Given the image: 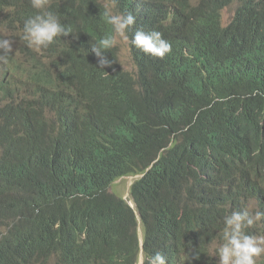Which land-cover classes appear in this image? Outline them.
I'll list each match as a JSON object with an SVG mask.
<instances>
[{
  "label": "trees",
  "instance_id": "16d2710c",
  "mask_svg": "<svg viewBox=\"0 0 264 264\" xmlns=\"http://www.w3.org/2000/svg\"><path fill=\"white\" fill-rule=\"evenodd\" d=\"M111 1L134 17L130 39L170 43L141 67L131 46L134 76L107 46V264L141 251L143 264H264V0ZM0 13L41 46L0 68V264H106V4L0 0ZM137 173L131 207L109 187Z\"/></svg>",
  "mask_w": 264,
  "mask_h": 264
},
{
  "label": "rangeland",
  "instance_id": "374dc122",
  "mask_svg": "<svg viewBox=\"0 0 264 264\" xmlns=\"http://www.w3.org/2000/svg\"><path fill=\"white\" fill-rule=\"evenodd\" d=\"M108 2V8L110 10V14L113 16L114 22L117 23L118 27L116 30V34L114 36L115 44L114 46L118 48L119 54H120V63L125 69L128 70H134V63L131 58L130 53V44L129 39L127 38V32L123 28V24L121 23L120 17L115 18L117 16V11L112 10L113 3L111 0H107ZM231 7L228 8L224 13L225 21L227 22L234 12V9L236 6H238L237 3H233L230 5ZM1 14V18L4 19V15ZM19 32H13L12 30L8 29L6 24L3 22L0 23V68L5 67L8 62V54L10 51H13V55L15 56L18 63L22 65H26L28 62L34 61L35 59L40 57L39 54V47L40 41L39 36L33 33L26 34L23 36ZM23 36V37H22ZM28 43L30 47L34 48V52L31 56L25 53L23 51L24 44ZM3 50V52H1ZM49 56L46 52L43 51V64L49 65ZM11 85H15L16 81L14 79H10ZM138 179L136 176H127V177H120L117 178L109 187V191H114L120 195H122L125 198H129L131 202L133 200L131 199L130 190L131 186L134 183V181ZM251 207L249 209L256 213V204L254 202H251L249 204ZM5 230L3 228H0V238L4 234ZM262 244L264 245V238L262 239ZM259 244L257 248L264 249V246ZM254 256L253 249L248 252V262L252 259ZM233 257L226 258L224 264H233ZM142 260V257H141ZM140 264V261L139 263Z\"/></svg>",
  "mask_w": 264,
  "mask_h": 264
},
{
  "label": "bare ground",
  "instance_id": "6f19581e",
  "mask_svg": "<svg viewBox=\"0 0 264 264\" xmlns=\"http://www.w3.org/2000/svg\"><path fill=\"white\" fill-rule=\"evenodd\" d=\"M105 4H106V0H102ZM235 1V0H234ZM240 1V0H239ZM107 6H108V2H107ZM229 6V5H228ZM240 6V5H239ZM239 10V9H238ZM142 12L143 13H146L147 12V9L146 8H144L143 10H142ZM7 13V12H6ZM1 14V13H0ZM3 16V15H2ZM104 17L105 16H101V17H99V21H98V30H99V32L100 33H103V42H104V44L106 45V34L103 32V29H102V27H101V22L103 21V19H104ZM5 19V18H4ZM3 20V19H2ZM222 25V24H221ZM7 27H8V25H7ZM223 28H224V26H223ZM158 32V30H156V33ZM20 33L22 34V31H20ZM20 34V35H21ZM147 35H149V37L150 38H154V32H152V31H149V30H143V32L142 33H140L139 34V39L138 40H132L131 42H130V46H132V48L133 49H135V50H138L139 51V53H140V56H141V58H140V62H141V65H140V67L142 66V60H143V58H145V57H148V56H150V57H152V58H154V59H156L157 58V54L159 53V52H161V51H164V49H162L161 47V45H159V44H157V42L155 41V40H149L148 39V37H147ZM23 36H24V34H23ZM22 36V37H23ZM114 36H115V34L114 35H112V36H108L107 35V46L109 47V48H111L112 50H114L115 52H116V54H117V63H118V66L120 67V68H122L124 71H127V72H129L130 74H132L133 76L137 73V69H139V67L137 66L136 68L134 67V70H128V69H125L123 66H122V64L120 63V54H119V51H118V48L117 47H115L114 46V44H115V39H114ZM146 42H150V44L149 45H147L146 44ZM142 44V45H141ZM151 47L152 49H154V53L153 54H149V53H147L146 51H145V48H147V47ZM130 53H131V51H130ZM150 76V75H149ZM150 168V167H149ZM148 168V169H149ZM148 169H146L143 173H142V175H144L145 173H146V171L148 170ZM127 176H130V175H126V176H122V177H127ZM131 176H136V177H138V179H136L135 181H134V183L137 181V180H140V178L142 177L141 176V173H137V174H134V175H131ZM133 183V184H134ZM133 184H132V186H133ZM131 186V187H132ZM131 191V190H130ZM117 195H119V196H121V197H123L122 195H120V194H118V193H116ZM123 199L124 200H126L128 203H129V205L131 206V207H133V205H134V202H131V200H129V198L127 199V198H125V197H123ZM258 202H259V200H258ZM262 203V205H263V203L264 202H261ZM259 205H260V203H259ZM259 205H258V207H259ZM261 206V205H260ZM249 207H251L250 205H249ZM263 207H264V205H263ZM261 208V207H260ZM262 209V208H261ZM260 210V209H259ZM263 210H264V208H263ZM138 236H139V240H140V242H141V248H142V246H143V231H142V227L141 226H139V228H138ZM141 257H142V260H141ZM143 260H144V257H143V252L141 251V253H140V256H139V261H140V264H143ZM139 261H138V263H139ZM137 263V264H138ZM254 264V263H253Z\"/></svg>",
  "mask_w": 264,
  "mask_h": 264
},
{
  "label": "clouds",
  "instance_id": "9594fccd",
  "mask_svg": "<svg viewBox=\"0 0 264 264\" xmlns=\"http://www.w3.org/2000/svg\"><path fill=\"white\" fill-rule=\"evenodd\" d=\"M44 1V0H43ZM231 6L229 5V6H227V7H225L223 10H222V23H223V26L224 27H227L228 26V24L232 21V19H233V17H234V15H235V12H236V8H237V6H236V8L234 9V12H233V14H232V17L226 22L225 21V18H224V13H225V11L228 9V8H230ZM117 16H115V18H117V17H120V20H121V23L123 24V28L125 29V31H126V28H128V27H131V28H133L134 27V25H135V19H134V17H132V16H127V17H125L123 14H121V13H119V12H117ZM116 24V30H117V27H118V25H117V23H115ZM143 30L144 29H136L135 30V32H134V34H133V38L132 39H130L128 36H127V38L129 39V44H130V42L132 41V40H138L140 37H139V34L140 33H142L143 32ZM149 31H152V32H154V38H150L149 37V35H147V37H148V39L150 40H155L156 42H157V44H159V45H163V44H169L170 43V41L168 40V39H166L165 37H164V35H163V33L161 32V31H158L157 33H156V30H149ZM146 44L147 45H149L150 44V42H146ZM142 45V44H141ZM130 51H131V46H130ZM145 51L147 52V53H149V54H153L154 53V49H152L150 46L149 47H147V48H145ZM150 57V56H149ZM131 58H132V52H131ZM152 58V57H151ZM132 61H133V63H134V67L136 68L137 67V65H136V63H135V61H134V59L132 58ZM134 206V205H133ZM259 244H261L262 245V242H259V243H257V245L255 246V248H253V249H259V248H257V246L259 245ZM260 250V249H259ZM261 251L262 252H264V249H261ZM232 257H234V255H231ZM231 256H229V257H231ZM257 258H259V256L257 257ZM233 260H234V258H232ZM262 259H259V260H257L254 264H258V263H260V261H261ZM243 264V263H242Z\"/></svg>",
  "mask_w": 264,
  "mask_h": 264
}]
</instances>
